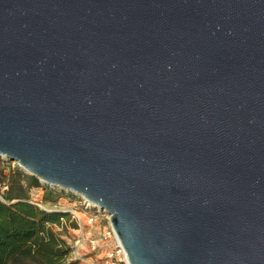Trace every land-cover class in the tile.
I'll use <instances>...</instances> for the list:
<instances>
[{
    "label": "water",
    "instance_id": "95a60500",
    "mask_svg": "<svg viewBox=\"0 0 264 264\" xmlns=\"http://www.w3.org/2000/svg\"><path fill=\"white\" fill-rule=\"evenodd\" d=\"M0 158L130 264H264V0H0Z\"/></svg>",
    "mask_w": 264,
    "mask_h": 264
},
{
    "label": "trees",
    "instance_id": "16d2710c",
    "mask_svg": "<svg viewBox=\"0 0 264 264\" xmlns=\"http://www.w3.org/2000/svg\"><path fill=\"white\" fill-rule=\"evenodd\" d=\"M0 175V264H77L67 259L71 249L52 228L64 214L47 211L28 196L30 187L42 185L39 179L18 166Z\"/></svg>",
    "mask_w": 264,
    "mask_h": 264
},
{
    "label": "rangeland",
    "instance_id": "374dc122",
    "mask_svg": "<svg viewBox=\"0 0 264 264\" xmlns=\"http://www.w3.org/2000/svg\"><path fill=\"white\" fill-rule=\"evenodd\" d=\"M16 166L19 167L15 161L0 158V173L3 172L7 174L11 169H15ZM41 184L42 185L38 187H30L28 196L34 204L41 208L47 211H56L64 214L60 217V222L52 225V228L71 249L67 259L74 260L72 259L74 257V249H77L80 254H85L87 256L92 255L89 251L88 241L100 237L104 229L109 226V220L106 214L97 212L95 208L86 209L83 199L76 194L59 188L48 187L43 183ZM5 189L6 186L3 185L2 190ZM50 189L53 190V193H51L46 200L44 199V194ZM93 215L95 217L90 221L89 217ZM76 241H80L81 245L76 244ZM77 264L83 263L78 261Z\"/></svg>",
    "mask_w": 264,
    "mask_h": 264
},
{
    "label": "built area",
    "instance_id": "2783aa9c",
    "mask_svg": "<svg viewBox=\"0 0 264 264\" xmlns=\"http://www.w3.org/2000/svg\"><path fill=\"white\" fill-rule=\"evenodd\" d=\"M83 203L86 209L93 208L88 203H86L84 199ZM95 210L97 211L96 208ZM106 216L109 220V226L104 229L100 237L93 238L88 241L90 248L89 251L94 256L80 254L77 249H74V257L72 259L83 264H130L125 250L123 249L118 237L110 225V216L108 214H106ZM94 217V215L90 216L89 220H93ZM76 244L81 245V242L76 241Z\"/></svg>",
    "mask_w": 264,
    "mask_h": 264
}]
</instances>
